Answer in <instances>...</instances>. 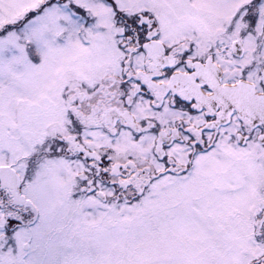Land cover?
<instances>
[{"label":"snow or ice","instance_id":"6c2138e0","mask_svg":"<svg viewBox=\"0 0 264 264\" xmlns=\"http://www.w3.org/2000/svg\"><path fill=\"white\" fill-rule=\"evenodd\" d=\"M0 264H264V0H0Z\"/></svg>","mask_w":264,"mask_h":264}]
</instances>
